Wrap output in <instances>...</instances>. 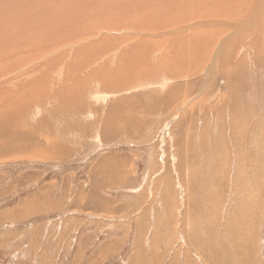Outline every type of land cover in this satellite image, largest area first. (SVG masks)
Masks as SVG:
<instances>
[{"label":"rangeland","instance_id":"obj_1","mask_svg":"<svg viewBox=\"0 0 264 264\" xmlns=\"http://www.w3.org/2000/svg\"><path fill=\"white\" fill-rule=\"evenodd\" d=\"M117 31L111 33L115 39L131 32ZM143 33L138 37L145 38ZM82 38L57 46L38 63L60 60L64 52L98 40ZM259 43L252 49L242 40L237 58L223 64L211 82L199 67L190 74L176 69L183 78L168 79L162 57L153 60L155 71L165 75L150 70L146 74L154 77L141 80L145 70L134 69L140 77L125 90L108 93L110 79L71 83L73 92L60 102L61 94L54 93L59 84L49 83L41 90L50 99L23 101L29 110L21 124L29 131L23 137L12 128L16 142L0 150V264H264ZM64 73L61 68L60 77ZM163 76L164 83H153ZM163 85L173 95L156 96ZM165 96L166 105L148 109L149 97L160 102ZM123 101L135 105L136 119L125 106L111 108ZM47 141L55 146L51 153Z\"/></svg>","mask_w":264,"mask_h":264},{"label":"bare ground","instance_id":"obj_2","mask_svg":"<svg viewBox=\"0 0 264 264\" xmlns=\"http://www.w3.org/2000/svg\"><path fill=\"white\" fill-rule=\"evenodd\" d=\"M117 30L131 32L115 39L117 35L111 33L119 32ZM263 30L264 0H0V150L7 142H16L12 128L15 133L25 137L26 134L23 132H26L28 128L21 124V118L29 109L23 101L27 104H35V101L44 102L42 100L48 99L49 94L41 88L48 86L49 83L59 84V87H53L58 90L55 92L54 89V93L61 94L60 102L68 99L69 94L73 92L71 83L73 86L82 83L87 85L91 82L99 83L101 79H110L109 81L119 85L114 86L111 83L112 86L108 87L107 92H118L130 86L133 87L132 82L139 79V74V77H136L133 73L134 69H136L135 73L137 69L145 70L141 80L147 77L150 80L154 77L146 74L150 70H153L155 74L165 75L155 71L157 70L156 61L153 60V58L161 59L162 57L165 60L163 63L166 62L165 71L170 74L168 79L183 78V76H176L177 70L186 69L188 74L190 70L199 67L205 72L203 74H207V79L205 78L207 82H211L221 71L219 68L230 62L236 55L235 51L242 44V40L253 49L257 43L262 42L260 40ZM141 31L146 34L145 38L138 37L137 33ZM99 32L108 34H100L98 39ZM84 33L87 34L84 38L89 36L98 40L84 43L83 47L71 50L72 52L68 55L64 52V55L59 57L60 60L52 61L47 57L38 63V60L49 52L51 57L52 50L57 46L80 42L78 40ZM84 38L81 42L86 41ZM248 48L247 50L250 51L251 48ZM69 56L71 60L68 59L65 62L66 57ZM240 59L243 57L241 56ZM240 64L243 63L240 61ZM22 68H24L23 72L12 75ZM61 68L63 70L65 68L63 78L60 77ZM35 75H37L35 78L29 80ZM164 79H167V76L153 79V83H156V80L164 83ZM167 88L163 85L156 96L164 92L166 95H173L171 91L166 90ZM100 91L99 93L102 92ZM24 96L26 99L23 98ZM92 96L97 98L94 92ZM148 100L152 102H148V109H155V106L163 102L166 105L168 98L165 96L160 102L156 97H149ZM119 105L125 106L126 112H132L131 117L133 109L137 110L132 106L133 103L125 105L124 101L114 104L111 108L118 109ZM138 112L141 111L138 110ZM10 114H14V117H10ZM133 118H135L134 115ZM11 120L15 122L14 126ZM132 120L135 123V120ZM110 121V126H113L115 120ZM124 124L123 121L122 126ZM34 133L36 134L37 131L35 130ZM3 135L6 136L3 137ZM33 144H35L34 140L30 141L28 147L31 149ZM53 146L48 141L45 144L48 151ZM31 155L35 157L33 152ZM254 227L259 228L257 225ZM239 261L241 263L242 258L239 257Z\"/></svg>","mask_w":264,"mask_h":264}]
</instances>
